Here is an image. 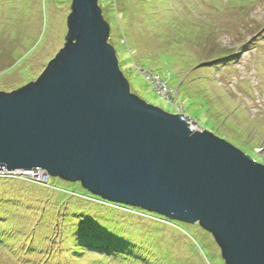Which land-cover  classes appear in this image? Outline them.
Instances as JSON below:
<instances>
[{"label":"rangeland","instance_id":"374dc122","mask_svg":"<svg viewBox=\"0 0 264 264\" xmlns=\"http://www.w3.org/2000/svg\"><path fill=\"white\" fill-rule=\"evenodd\" d=\"M100 1L132 93L194 119L195 129L264 164V0ZM70 7L71 0H0L2 91L34 81L64 46ZM123 9L130 21L122 20ZM12 176L0 174V200L7 201L0 202V216L11 218L10 226H0V264H222L213 236L199 224L180 222L183 229H176L143 214L132 220L109 205L83 209L76 206L92 193L79 182L51 176L42 185ZM107 209L118 216L110 218ZM29 243L44 247L29 252Z\"/></svg>","mask_w":264,"mask_h":264},{"label":"water","instance_id":"95a60500","mask_svg":"<svg viewBox=\"0 0 264 264\" xmlns=\"http://www.w3.org/2000/svg\"><path fill=\"white\" fill-rule=\"evenodd\" d=\"M100 0H71L65 44L0 91V170L42 169L107 201L199 224L225 264H264V165L131 92Z\"/></svg>","mask_w":264,"mask_h":264},{"label":"trees","instance_id":"16d2710c","mask_svg":"<svg viewBox=\"0 0 264 264\" xmlns=\"http://www.w3.org/2000/svg\"><path fill=\"white\" fill-rule=\"evenodd\" d=\"M123 1V3H124V1L125 0H122ZM158 1V0H157ZM101 2L103 3V1H99V5L101 6ZM117 2H118V0H117ZM126 3H128V0H126ZM118 4H120L119 2H118ZM133 4L134 3H132V4H129V5H127V6H133ZM1 5H3L2 3H1ZM111 7H113V6H111ZM102 8V7H101ZM103 9V8H102ZM112 12L115 14V11H114V9H112ZM121 13L123 14V17H122V20H125V19H127V20H129L130 21V18L128 17V14H127V11L125 10V9H123V10H121ZM109 20V22L111 23V26L113 27V22H112V20L110 19V18H108ZM142 20H145L143 17L141 18ZM179 23H180V25L182 26V28L183 29H188L189 28V25H187V24H185V23H183L182 21H179ZM173 28H175V31H177V32H180V27H179V25H177L176 23L173 25ZM121 33H122V37H121V40H123L124 41V39H122V38H125V36H126V34H125V32H124V30H121ZM186 37V36H185ZM113 38L114 37H112V33H110V38H109V41L113 44V42H112V40H113ZM114 46H116L115 44H113ZM125 45H127V47L128 48H130L131 49V47L129 46V44H128V42H127V40H126V43H125ZM131 52H133V49H132V51ZM229 52H227V53H225V54H223V55H221V56H219V57H217V58H215V59H210V60H208V61H200V60H202V58L199 60L200 61V65H202V64H206V63H216V62H218V61H220L221 59H224L226 56H229L230 54H228ZM117 55H118V51H117ZM119 58V57H118ZM120 61V60H119ZM215 61V62H214ZM130 66H133V62H131V65ZM206 66V65H205ZM121 67V66H120ZM206 68H208L207 66H206ZM209 70V69H208ZM125 76L127 77V75L125 74ZM158 77V76H157ZM37 78V77H36ZM36 78H34V77H31V79L32 80H34V79H36ZM159 78V77H158ZM160 79V78H159ZM161 80V79H160ZM163 83H164V85L168 88V89H171V88H169L168 87V85H167V83L165 82V81H162ZM151 84H153L152 82H151ZM154 85V84H153ZM1 90V89H0ZM172 90V89H171ZM184 111V110H183ZM227 140V139H226ZM227 141H229V140H227ZM229 142H231V141H229ZM232 143V142H231ZM233 144V143H232ZM233 145H235L236 147H238L237 146V144H233ZM238 148H240V147H238ZM241 149V148H240ZM243 151V150H242ZM244 152V151H243ZM247 154V153H246ZM249 155V154H248ZM252 157V156H251ZM253 158V157H252ZM261 158H263V157H261ZM256 162H258V163H260V164H262V162L261 161H259L258 159H255V158H253ZM264 165V164H263ZM13 178H16V179H18V180H22V181H28V182H34V183H37V184H42V185H47V184H43V183H40V182H37V181H34V180H32L29 176H24V175H20V176H14ZM77 192V191H76ZM76 192H74V193H72L71 191L69 192L71 195H76V196H78L79 197V194H78V192L76 193ZM87 199H90L91 201L89 202V201H87V199H83V201H81V203L80 204H78V206H76V207H80V208H86V206H88V207H98V208H101V209H104V207L102 208L100 205L101 204H103V205H109V206H111V207H117V208H120L121 209V211H128V212H130V214L132 215H130V217H131V219L133 218V213H138V214H143V215H145L146 217H148V218H150V219H153L154 221L153 222H155V223H159V224H163V222H168L169 224L171 223V224H173L174 225V227L176 228V229H183V228H181V225L179 224L181 221H177V220H172V219H169V218H167V217H165V216H163V215H160V214H158V213H154V212H150V211H147V210H144V209H141L140 207H135V206H131V205H126V204H120V203H115V202H111V201H107V200H105V199H102L101 197H99V196H97V195H93V194H86V196H85ZM80 198V197H79ZM93 201H96L98 204H96V203H94ZM0 202H2V203H7V201L6 200H4V199H1L0 200ZM84 202H87V204L85 205L84 204ZM95 205V206H94ZM108 210V209H107ZM109 211V217L110 218H116L117 216H118V213H117V211H115V209H112V210H108ZM100 214V213H99ZM124 214V213H123ZM133 220V219H132ZM10 221H11V218H9V217H5V216H0V226H2V225H5L6 223H7V225H9L10 226ZM129 222H131L130 220H128ZM182 223H185V222H182ZM185 224H190V223H185ZM197 225V224H196ZM57 226H55V228H56ZM179 227V228H178ZM121 233V232H120ZM119 233V234H120ZM19 234H21L22 235V233H19ZM114 234H118V233H115L114 232ZM122 234V233H121ZM131 235H132V233H130ZM9 236V237H11V236H13V234H11V232H6V231H4V236ZM5 238V237H4ZM0 240H4V239H2V237L0 236ZM21 239L19 238L18 239V241H20ZM18 243V242H17ZM28 245H30V250H29V252H31V251H34V252H40V249L38 248V247H40V248H42V247H44L43 246V244H36L35 246H33L32 244H28ZM45 248H47V246L45 245ZM57 249V248H56ZM67 249H69V248H65V252H64V254L62 255V256H68L69 254H68V252H67ZM220 249V248H219ZM48 250H51L49 247H48ZM220 252H221V250H220ZM223 259V258H222ZM224 261V259L222 260V264H225V261ZM44 262V261H43Z\"/></svg>","mask_w":264,"mask_h":264},{"label":"clouds","instance_id":"9594fccd","mask_svg":"<svg viewBox=\"0 0 264 264\" xmlns=\"http://www.w3.org/2000/svg\"><path fill=\"white\" fill-rule=\"evenodd\" d=\"M71 8V7H70ZM111 27V26H110ZM109 43H111L110 41H109ZM112 44V43H111ZM113 45V44H112ZM114 46V45H113ZM115 47V46H114ZM116 49V48H115ZM116 52H117V50H116ZM117 57H118V55H117ZM118 60H119V58H118ZM119 65H120V63H119ZM121 68V67H120ZM122 70V69H121ZM123 72V71H122ZM123 74H124V72H123ZM125 75V74H124ZM153 75V74H152ZM126 77V76H125ZM127 78V77H126ZM37 79V78H36ZM36 79H34V80H36ZM128 79V78H127ZM129 81V80H128ZM161 81V80H160ZM130 83V82H129ZM25 85V84H24ZM23 86V85H22ZM22 86H20V87H22ZM163 86L165 87V89H166V91H168V90H170V91H172L171 89H168L165 85H164V83H163ZM19 88V87H18ZM130 88H131V84H130ZM0 91H2V90H0ZM12 91V90H11ZM5 92H7V91H5ZM9 92V91H8ZM170 93V92H169ZM137 95V94H136ZM164 95V94H163ZM180 109H182V108H180ZM176 110H178V108H176ZM172 113H176V111L175 112H172ZM180 113V112H179ZM180 114H182V113H180ZM190 118V117H189ZM189 122H190V124H191V127H192V129H195L196 128V126L194 125V123L196 124V122L194 121V119H192V118H190L189 119ZM198 128V127H197ZM199 129V128H198ZM0 174L1 175H6V176H8V175H13L12 177H14V176H20V175H24V176H29L32 180H34V181H37V182H44V183H47V181L49 180V177H51V176H48L47 177V179L45 180V179H43L44 178V174H45V172H44V170H42V169H30V170H21V171H19V170H17V171H14V172H12V171H8V170H6V169H3V170H0ZM32 177H34V179L32 178Z\"/></svg>","mask_w":264,"mask_h":264}]
</instances>
